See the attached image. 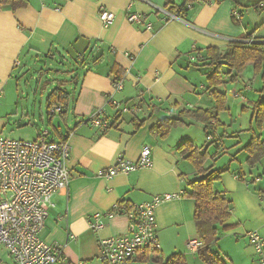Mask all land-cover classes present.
Returning <instances> with one entry per match:
<instances>
[{
	"label": "crops",
	"instance_id": "obj_1",
	"mask_svg": "<svg viewBox=\"0 0 264 264\" xmlns=\"http://www.w3.org/2000/svg\"><path fill=\"white\" fill-rule=\"evenodd\" d=\"M258 1L261 9L255 8ZM184 2L29 0L28 7L17 12L0 7V133L12 124L31 122L27 109L20 113L17 105L22 78L25 81L32 74L40 75L41 80L36 82L37 86L42 85L44 93L51 78L46 79L42 73L54 75V88L59 80L56 70L70 66L81 69L75 67L72 56L89 50L94 53L99 48L96 42L108 50L102 60L77 71L74 86L65 88L71 95L64 120L53 114L54 109L51 120L45 116L48 128L38 132L50 129V139L64 140L69 147L68 189L53 197L54 207L39 232L43 242L61 246L62 261L58 264H101L96 256L97 242L128 233L126 212L112 213L117 203L124 201L132 207L161 195L176 197L161 204L154 213L159 260L176 253L185 255L187 264L198 260L196 252L187 248L189 242H197L194 200L183 196L189 192L187 181L196 179V175L177 148L186 141L201 152L209 148L201 141L202 123L180 117L179 113L214 106L207 94L203 72L193 65L196 53L245 42L240 38L246 35L250 36L249 41L264 45V0H239L236 9L231 0H199L183 14V19L168 12L167 5L176 9ZM100 7L114 14L107 28L99 20ZM234 9L240 15L238 20L231 16ZM131 14L144 16L145 21L130 23L127 17ZM170 15L177 18L170 19ZM27 59L32 61L24 63ZM113 63L123 72L122 89L118 92L113 91L109 75ZM251 68L249 65V71L243 72L234 84L217 88L227 95L226 90L234 87L233 96L241 99L239 108L250 112V120L249 104L258 99L261 88L260 78L253 76ZM229 107L227 104L228 112ZM98 112L108 122L105 131L86 123ZM165 118H180L184 125L160 138L151 128ZM191 129L199 131V135L198 132L193 135ZM247 130L239 131L244 134L238 131L229 134L245 158L244 146L251 137ZM254 134L263 141L264 125L261 132ZM216 135L217 143L212 134L207 143L220 147L222 135ZM144 146L150 149V167L111 179L100 177L99 173L114 166L118 158L136 162ZM259 164L249 167L247 174L241 170L245 165L242 162L238 171L228 173L227 166L219 182L212 186L231 201L230 218L218 225V236L227 234L236 239V244L248 245L238 255L226 252L224 259L214 249L216 243L211 251L225 264H253L258 258L245 235L257 232L264 239V160ZM95 215L104 224L97 233L89 230L91 217ZM150 259L149 254H144L130 264H152Z\"/></svg>",
	"mask_w": 264,
	"mask_h": 264
},
{
	"label": "built area",
	"instance_id": "obj_2",
	"mask_svg": "<svg viewBox=\"0 0 264 264\" xmlns=\"http://www.w3.org/2000/svg\"><path fill=\"white\" fill-rule=\"evenodd\" d=\"M186 8L189 9V6ZM98 12L101 24L107 28L112 23L114 14L103 7ZM231 16L236 20L240 17L235 9ZM174 18L177 16L170 15V19ZM127 19L130 23L145 21L144 16L136 14L129 15ZM147 27L151 29L150 24ZM250 42L252 41L245 43ZM121 87V81L112 85L115 92L120 91ZM58 112L59 108H56L54 113ZM101 113L92 114L86 123L105 131L108 122L101 117ZM206 140L211 141V136H207ZM149 150L144 146L136 162L118 158L114 166L99 173L100 177L111 179L150 167ZM68 153V144L50 139L46 130L31 141L0 137V248L7 252L15 264H58L62 261L61 246L43 242L39 238V232L44 228L50 209L54 207L53 197L68 189L71 178L66 167ZM175 197L153 196L149 201L132 206L125 213L129 222L128 233L97 242L96 256L100 263L130 264L144 254L155 256L160 246L154 213L161 204ZM91 218L93 221L89 223V230L97 233L104 228L99 215ZM245 236L258 255L253 264H264V239L257 232H249ZM201 245L198 241H191L187 248L190 252H195Z\"/></svg>",
	"mask_w": 264,
	"mask_h": 264
},
{
	"label": "trees",
	"instance_id": "obj_3",
	"mask_svg": "<svg viewBox=\"0 0 264 264\" xmlns=\"http://www.w3.org/2000/svg\"><path fill=\"white\" fill-rule=\"evenodd\" d=\"M195 1L199 0H185L184 4L176 9L170 8L167 5L168 12L183 19V14L191 9L190 7H192ZM231 1L234 2L233 6L235 9L238 8L236 5L239 0ZM259 4L260 1L254 4L256 9L259 8ZM28 5L29 0H0V7H7L12 12L25 9ZM186 6H189V9ZM240 39L245 40V42L251 40L249 35L243 36ZM245 42L229 43L224 48H206L196 53V57L193 58L194 60L196 59L193 65L196 68H200V71L203 72L207 84V94L213 100L214 106L206 110L182 111L179 115L180 117H186L202 123L204 135L210 136L214 130L216 131V126L220 124L218 122L220 113L228 110L226 108V93L219 92L217 88L225 84H234L245 69L249 65H252L253 76H259L261 82V88L257 92L258 99L249 104L252 117L247 131L251 137L247 145L244 146V150L248 155L246 158L247 163L252 168L264 158V140L262 141L260 136L254 134V132H261L264 125V45L254 43L253 41L249 44ZM95 44L99 45V48L95 49L94 53H91L89 50L71 57L73 64L76 65L75 67L81 68L79 69L80 71L82 68H87L102 60L108 51L106 50L107 48L100 46L98 42ZM65 67L67 68V66ZM79 70L72 69L70 66L63 71L56 70L54 72L61 78L59 80L56 79L58 85L51 89L44 103L46 105V117H49L50 120L51 111L56 108H59L57 116L61 120H64L71 95V92L65 88L68 85L74 86L76 76H78L77 71ZM203 70H206V72ZM122 73V70L113 63L109 70V75L113 79L112 84L122 82ZM183 125V121L180 118H165L155 124L151 128V131L155 136L165 138L172 129L182 127ZM60 143H66V141L62 140ZM177 150L192 165L195 172L194 175H196V179L187 181L186 185L189 188V192L183 194V196L194 200V212L192 213L193 225L195 226V239L202 244L195 251L197 259L202 264H225L218 254L211 251L212 246L218 242V225L222 226L226 223L231 213V201L223 193L214 191L212 187L215 182L217 183L220 180L222 173L225 171L210 170V167L204 168L206 151L201 152L200 149L195 148L189 142H184ZM130 208L131 206L128 203L121 201L117 203L112 213L117 214L122 211L128 213ZM161 264H187V261L185 255L176 253L168 256Z\"/></svg>",
	"mask_w": 264,
	"mask_h": 264
},
{
	"label": "rangeland",
	"instance_id": "obj_4",
	"mask_svg": "<svg viewBox=\"0 0 264 264\" xmlns=\"http://www.w3.org/2000/svg\"><path fill=\"white\" fill-rule=\"evenodd\" d=\"M30 61L32 60L27 59L24 61V63L27 62L29 64ZM245 71L248 72L249 70L246 68ZM42 74L46 76L45 77L46 79L51 78L49 81L50 84L47 86L45 90L46 92L44 91V93H42L41 91L43 90L42 85L37 86V82H36L37 80L38 82L41 80L40 75L38 76L37 73L32 74L30 75L31 78L29 76L28 78H26L25 81L22 78V84H21L22 90H20L22 94L20 95V98L18 100L19 104L17 105L19 107L20 113L27 109L30 115L29 117H30L31 122L29 123L26 120L24 123H22L19 126H14V124H12L11 127L7 128L2 133H0V137L12 139V140L31 141L33 139L34 140L36 139V137L38 136L39 130L48 128V126H46V117H45L46 116V112H45L46 105L44 103L46 102V98L48 94L51 92V89H53L52 84H54V81H53L54 75L50 76L48 75L49 73H42ZM59 78L61 77H58L57 79ZM232 89H234V87H230L226 90L227 104L231 106L229 107L230 110L229 112L227 110L225 111L227 112L226 115L223 114L225 112L220 113V115L218 116V120H219L218 122H220V124L216 126V130L218 132L214 130L212 133V135L215 138L214 141H216L217 133H219V135H222L220 147H215L214 143H211V144L207 143L210 141L205 140L207 136L202 135V134H205L204 131L200 135L202 144L207 145L206 149L209 148L208 151L206 150L207 155H206V160H204L205 161L204 167L206 166L210 167L211 168L210 170L223 171L228 166V173H229L232 171H238L241 167L239 165V162L240 163L242 162V164H245V165H242L241 170H243L242 172L246 173V171L250 169L247 163V160H246L248 155L246 158L243 155H240V153L238 152V148L236 147L237 141L233 138H230L229 134L234 131L239 132L242 130H247L250 127L249 121H248L250 120V112L244 111V109L239 108L241 99H239L238 97L236 98V97L231 96L233 94ZM33 120H35V123H33ZM176 130H179V129H176ZM190 132L193 133V135L195 134V132H198V135H199V131H197L196 129H191ZM242 132H239V133H242ZM211 139H212V136H211ZM263 160L264 158L261 161ZM261 161H259L258 164ZM246 165L248 167H246ZM261 165L259 164L260 171L262 170ZM217 238H218L217 246H215L216 244L213 246H215L214 249L216 248L218 249V251H220L221 257H223L224 259H226L225 257L226 252L231 253V254L235 253V255H238L241 251H243L248 246V245L246 246L243 245V243L241 242L236 244L235 243L236 239L234 237L228 236L227 234L218 236ZM155 257L156 258L158 257V259H156ZM10 258L11 257L7 255V252L3 248H0L1 264H15ZM149 258H151L150 262L152 264H159V261L160 262L163 261V260H159L160 259L159 253L155 254V256H149ZM190 264H202V262H200L199 260H197V262L190 261Z\"/></svg>",
	"mask_w": 264,
	"mask_h": 264
}]
</instances>
